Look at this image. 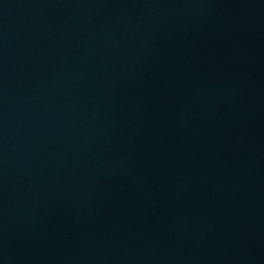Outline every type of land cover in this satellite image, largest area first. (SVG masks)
<instances>
[{
	"label": "water",
	"instance_id": "water-1",
	"mask_svg": "<svg viewBox=\"0 0 264 264\" xmlns=\"http://www.w3.org/2000/svg\"><path fill=\"white\" fill-rule=\"evenodd\" d=\"M0 264H264V0H0Z\"/></svg>",
	"mask_w": 264,
	"mask_h": 264
}]
</instances>
